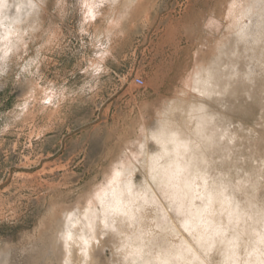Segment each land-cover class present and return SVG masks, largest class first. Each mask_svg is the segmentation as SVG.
Returning <instances> with one entry per match:
<instances>
[{
    "label": "rangeland",
    "instance_id": "rangeland-1",
    "mask_svg": "<svg viewBox=\"0 0 264 264\" xmlns=\"http://www.w3.org/2000/svg\"><path fill=\"white\" fill-rule=\"evenodd\" d=\"M17 1L0 11L5 26L18 28L10 53L0 44V264H62L60 220L95 200L116 172L137 167L131 175L143 181L142 152L156 149L144 139L146 126L155 127L186 75L192 80L203 65L234 90L222 102L208 101L238 134L230 166L218 165L234 180L258 168V182L245 178L247 195L264 207V42L237 37L250 0H142L149 10L138 4L130 17L136 23L129 19L127 33L114 35L106 2L91 17L85 0H22L19 9ZM20 10L26 22L9 23L7 16L19 18ZM147 189L156 230L135 244L143 245L142 260L163 250L175 262L177 248L166 244L169 224L160 213L171 209L154 183ZM249 243L242 240L227 263L243 264ZM113 247L95 248L98 264L117 262ZM181 250L193 256L189 246ZM197 252L199 261L223 264Z\"/></svg>",
    "mask_w": 264,
    "mask_h": 264
},
{
    "label": "bare ground",
    "instance_id": "bare-ground-1",
    "mask_svg": "<svg viewBox=\"0 0 264 264\" xmlns=\"http://www.w3.org/2000/svg\"><path fill=\"white\" fill-rule=\"evenodd\" d=\"M141 1L85 0L91 17L98 12L97 3H107L104 16L113 23L109 28L112 35L126 30V23ZM13 4L10 0H0V11L10 10ZM16 4L19 9L22 0ZM141 5L138 8L142 7V10L147 4ZM27 16L20 10L19 18L7 16V19H10L9 23L18 20L19 26L20 22H26ZM242 17L247 18L246 22H242ZM237 23L239 40L264 42V0H250ZM8 27L0 21L4 41L0 44L10 53L11 41L18 28ZM214 73L213 69L203 65L192 80L187 74L183 80L185 87L177 91L179 95L167 100L163 110L158 112L155 127L146 126L144 139L156 149L142 152L139 162L143 171L141 183H136L131 175V170L137 167L124 174L116 172L112 183L100 191L95 200L60 220L55 241L65 251L62 264H98L95 248L106 242L113 244L117 251V255L114 253L118 257L115 264H207L197 258L198 247L213 254L215 261L220 259L223 264H228V260L235 258L242 240L253 245L243 264H264V207L249 198L251 184L248 185L245 179L258 182L259 169L251 170L250 166V171L243 170L246 177L234 180L227 171L229 168L222 171V166L218 165L229 163L230 166L232 147L238 134L230 129L228 119L208 106V101L222 102L234 91L222 82L214 81L211 77ZM149 183L155 184L157 189L153 191L165 199L171 209L167 211L162 207L160 213H165L169 224L164 236L166 244L177 248L171 253L175 262L168 260L163 250L158 256L152 253L142 260L143 245L135 244L142 234L149 237L156 230L158 212L149 210L152 198H145ZM241 196L246 197L241 200ZM247 218L253 221H240ZM182 236L185 238L181 239ZM183 245L189 246L192 252L189 259L184 258L188 252L180 251ZM75 252L77 257L73 256Z\"/></svg>",
    "mask_w": 264,
    "mask_h": 264
}]
</instances>
